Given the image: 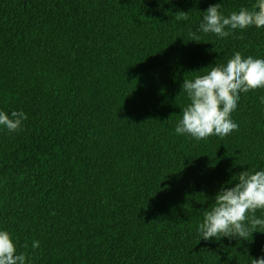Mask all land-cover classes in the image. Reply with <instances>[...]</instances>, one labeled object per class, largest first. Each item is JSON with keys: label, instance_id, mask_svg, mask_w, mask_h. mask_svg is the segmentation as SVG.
<instances>
[{"label": "trees", "instance_id": "obj_1", "mask_svg": "<svg viewBox=\"0 0 264 264\" xmlns=\"http://www.w3.org/2000/svg\"><path fill=\"white\" fill-rule=\"evenodd\" d=\"M219 2L227 16L256 0H0V111L27 115L17 132L0 126V230L25 264L264 256V232H197L222 186L264 168V88L240 93L239 128L223 138L175 132L183 79L237 51L264 58V27L198 30Z\"/></svg>", "mask_w": 264, "mask_h": 264}, {"label": "clouds", "instance_id": "obj_2", "mask_svg": "<svg viewBox=\"0 0 264 264\" xmlns=\"http://www.w3.org/2000/svg\"><path fill=\"white\" fill-rule=\"evenodd\" d=\"M221 7V2L213 3L201 12L199 31L223 39L231 35L232 30L264 27V0H256L251 8L241 7L227 16L220 11ZM176 19L187 20L188 12H177ZM189 36V40L200 42L195 32H190ZM205 68L208 70L204 74L183 79L181 90L186 92L188 103L175 128L177 134H187L196 140L212 135L223 138L238 130L239 125L231 119V113L237 108L240 93L264 88V58L243 57L237 51L226 64ZM26 119L22 110H13L10 115L0 111V126L10 133L21 130ZM257 210L264 212V168H246L237 174L236 182L220 188L211 207L203 212V220L197 227L199 239H252L254 232H264V216L257 217ZM39 246L38 241L32 242L33 249ZM25 261L23 253L16 254L11 234L0 230V264H25ZM250 264H264V256L251 257Z\"/></svg>", "mask_w": 264, "mask_h": 264}]
</instances>
